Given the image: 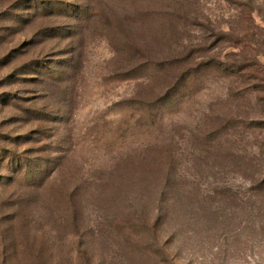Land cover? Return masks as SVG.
I'll return each mask as SVG.
<instances>
[{
	"label": "rangeland",
	"instance_id": "1",
	"mask_svg": "<svg viewBox=\"0 0 264 264\" xmlns=\"http://www.w3.org/2000/svg\"><path fill=\"white\" fill-rule=\"evenodd\" d=\"M264 0H0V264H264Z\"/></svg>",
	"mask_w": 264,
	"mask_h": 264
},
{
	"label": "trees",
	"instance_id": "2",
	"mask_svg": "<svg viewBox=\"0 0 264 264\" xmlns=\"http://www.w3.org/2000/svg\"><path fill=\"white\" fill-rule=\"evenodd\" d=\"M237 76L245 79L249 83L251 89L255 91L258 95L257 98L260 102H264V67L256 61V58L250 62V65L237 66V68H232Z\"/></svg>",
	"mask_w": 264,
	"mask_h": 264
}]
</instances>
